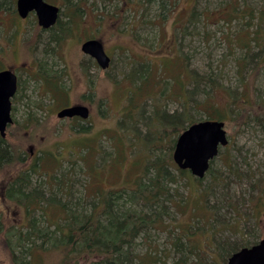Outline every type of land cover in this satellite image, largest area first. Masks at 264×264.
I'll list each match as a JSON object with an SVG mask.
<instances>
[{
	"label": "rangeland",
	"instance_id": "1",
	"mask_svg": "<svg viewBox=\"0 0 264 264\" xmlns=\"http://www.w3.org/2000/svg\"><path fill=\"white\" fill-rule=\"evenodd\" d=\"M15 1L0 0V69H12L19 84L7 128L14 154L0 166L8 225L50 224L62 205L89 210L96 193L132 189L154 151L131 144L152 145L155 116L168 125L185 110L200 121L215 107L229 142L199 182L188 171L182 178L175 163L168 168V214L136 239L138 264H222L213 243L264 236V0H45L59 7V25L73 21L55 46L57 29L41 28L33 13L19 17ZM88 38L111 58L106 70L82 54ZM42 63L63 71V99L44 95ZM73 104L87 106L88 118L56 116ZM31 164L27 191H40L47 206L26 212L2 195ZM2 242L0 264H9ZM57 255L44 254L45 264Z\"/></svg>",
	"mask_w": 264,
	"mask_h": 264
},
{
	"label": "trees",
	"instance_id": "2",
	"mask_svg": "<svg viewBox=\"0 0 264 264\" xmlns=\"http://www.w3.org/2000/svg\"><path fill=\"white\" fill-rule=\"evenodd\" d=\"M70 16L73 17V15ZM72 22V18L69 17L66 27L56 24L57 32L50 34V42L54 46L58 41L60 42L61 32L69 29ZM38 68L37 81L43 84L41 86H45L44 95L48 94L49 98L56 96L57 100L63 99L64 93H67L63 86V71L47 68L43 63L39 64ZM144 86L137 85L135 90L142 89ZM131 95L132 91L126 97L127 102L132 101ZM233 103L235 104L236 100H233ZM35 105L40 108L39 103ZM213 111L215 113H209L203 120H220L218 109L213 107ZM174 118V123L166 125L162 124L161 117L155 116L153 131L149 126L147 128L148 135L154 136L152 145L145 143L144 140L142 144H131V149L148 148L149 153L154 151L152 156L145 157L142 174L132 189L109 190L104 192V195L96 193L89 210L62 205L64 215L46 225L39 224L35 218L28 219L24 225H8L0 214V240L3 241L9 264H45L44 254L53 252L58 253L54 264H138L135 253L136 239L147 229L155 228L159 218L168 214L165 202L170 199L165 182L174 181V178L169 175L168 168L174 163L171 152L176 135L197 121L190 118L185 110L181 113V117ZM157 122L158 125H155ZM169 128L173 135L167 143L166 135ZM7 138L6 130L5 138L0 137V166L4 162H11L14 154L7 143ZM162 140L166 143L161 144ZM159 149L167 151L155 154ZM34 167L35 165L31 164L26 173L8 183L2 195L4 203L22 205L26 212H30L32 207L34 209L36 206L39 208L47 206L44 204L45 200H42L40 191L36 189L27 191L28 176L34 172ZM209 171L210 165L205 175L210 174ZM184 172L185 170L178 169L182 178ZM195 181L199 182L200 179L195 178ZM263 238L264 236H261L259 240ZM257 241L234 246L231 242L224 240L213 243V251L215 256L223 261L222 264H225L233 252ZM198 262L195 264H200V259Z\"/></svg>",
	"mask_w": 264,
	"mask_h": 264
},
{
	"label": "water",
	"instance_id": "3",
	"mask_svg": "<svg viewBox=\"0 0 264 264\" xmlns=\"http://www.w3.org/2000/svg\"><path fill=\"white\" fill-rule=\"evenodd\" d=\"M15 8L21 18L34 12L37 24L48 29L59 16V7L45 0H16ZM80 50L93 57L101 69L109 66L110 58L98 39L84 41ZM18 87L15 72L0 70V137L5 138L6 129L12 123L11 99ZM56 116L60 119L79 117L87 119L89 109L82 104L61 108ZM228 138L224 122L221 120H200L188 125L177 137L172 152V160L180 170H187L197 179H202L209 169L210 162L217 156L219 149L227 146ZM225 264H264V238L256 243L239 248L226 260Z\"/></svg>",
	"mask_w": 264,
	"mask_h": 264
},
{
	"label": "flooded vegetation",
	"instance_id": "4",
	"mask_svg": "<svg viewBox=\"0 0 264 264\" xmlns=\"http://www.w3.org/2000/svg\"><path fill=\"white\" fill-rule=\"evenodd\" d=\"M60 10V9H59ZM35 14L34 12H31V13H29V14ZM28 14V15H29ZM27 15V16H28ZM36 16V15H35ZM58 20V19H57ZM56 24H57V21H56V23L53 25V26H51L50 28H48V29H45V30H47V31H51V30H53V29H55V26H56ZM89 39H93V38H88V39H86V40H89ZM85 40V41H86ZM81 46V45H80ZM82 54H84V53H82ZM84 55H86V54H84ZM87 56H89V55H87ZM90 57V60H91V63H92V66H94L96 69H101L100 67H99V65H98V63H97V61L93 58V57H91V56H89ZM110 58V57H109ZM110 63H111V58H110ZM110 63H109V66H110ZM108 66V67H109ZM3 69H7V68H3ZM2 68H1V70H3ZM107 69V68H106ZM106 69H103V70H106ZM16 74V73H15ZM85 75H86V73H85ZM16 76H17V74H16ZM86 77H87V75H86ZM85 78V77H84ZM17 79H18V76H17ZM19 85V84H18ZM17 92H18V87H17V91H16V93H15V95L13 96V98L11 99V103H12V100L13 99H15V97H16V94H17ZM74 105V104H73ZM71 106V105H70ZM13 115V108L11 107V116ZM72 118H79V117H72ZM72 118H69V119H72ZM80 119V118H79ZM12 122H13V119H12ZM32 153V149H30V154Z\"/></svg>",
	"mask_w": 264,
	"mask_h": 264
}]
</instances>
